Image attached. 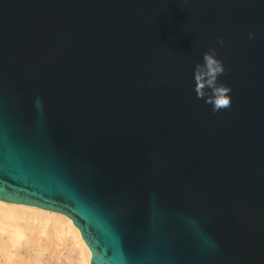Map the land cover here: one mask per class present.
Listing matches in <instances>:
<instances>
[{
	"label": "water",
	"instance_id": "1",
	"mask_svg": "<svg viewBox=\"0 0 264 264\" xmlns=\"http://www.w3.org/2000/svg\"><path fill=\"white\" fill-rule=\"evenodd\" d=\"M0 202L91 264H264V0H0Z\"/></svg>",
	"mask_w": 264,
	"mask_h": 264
},
{
	"label": "bare ground",
	"instance_id": "2",
	"mask_svg": "<svg viewBox=\"0 0 264 264\" xmlns=\"http://www.w3.org/2000/svg\"><path fill=\"white\" fill-rule=\"evenodd\" d=\"M45 259L91 264L92 252L67 214L0 202V264H46Z\"/></svg>",
	"mask_w": 264,
	"mask_h": 264
},
{
	"label": "clouds",
	"instance_id": "3",
	"mask_svg": "<svg viewBox=\"0 0 264 264\" xmlns=\"http://www.w3.org/2000/svg\"><path fill=\"white\" fill-rule=\"evenodd\" d=\"M254 38V33H249V39ZM217 43L223 45V38H217ZM194 80L200 83V88L197 89L199 92L200 89L204 87L203 81L207 78V83L209 85H215L218 81V78L225 73V67L222 60L219 59L216 53L215 48L209 49L203 54L202 61L197 62L194 67ZM231 89L226 85H218L213 92V95L217 98L213 101V111H220L221 109L227 108L230 106V99L228 94ZM198 98H202L198 97Z\"/></svg>",
	"mask_w": 264,
	"mask_h": 264
},
{
	"label": "rangeland",
	"instance_id": "4",
	"mask_svg": "<svg viewBox=\"0 0 264 264\" xmlns=\"http://www.w3.org/2000/svg\"><path fill=\"white\" fill-rule=\"evenodd\" d=\"M49 258L51 259V257H49ZM49 258H48V259H49ZM44 261L46 262V264H48V262H49V261H47V259H45ZM64 261H65L64 264H67L66 262H68V263L71 264L70 261H67V260H64ZM54 263H55V262H53V264H54ZM56 264H62V263H58V262H56Z\"/></svg>",
	"mask_w": 264,
	"mask_h": 264
}]
</instances>
